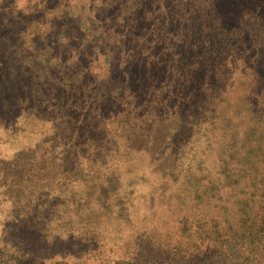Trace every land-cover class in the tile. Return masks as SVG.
<instances>
[{
	"label": "rangeland",
	"instance_id": "obj_1",
	"mask_svg": "<svg viewBox=\"0 0 264 264\" xmlns=\"http://www.w3.org/2000/svg\"><path fill=\"white\" fill-rule=\"evenodd\" d=\"M0 264H264V0H0Z\"/></svg>",
	"mask_w": 264,
	"mask_h": 264
}]
</instances>
